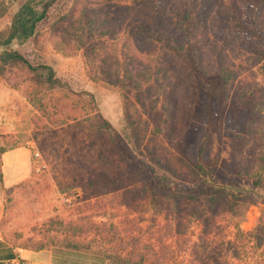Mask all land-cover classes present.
I'll list each match as a JSON object with an SVG mask.
<instances>
[{"label":"trees","instance_id":"obj_1","mask_svg":"<svg viewBox=\"0 0 264 264\" xmlns=\"http://www.w3.org/2000/svg\"><path fill=\"white\" fill-rule=\"evenodd\" d=\"M60 1H25L0 32V77L11 75L13 70L27 73V84L31 86L25 89V95L31 104L37 103L41 112H46L44 115L48 111L34 97L36 87L56 91L68 85L56 76L51 66L33 63L21 47L36 42L40 24ZM78 3L81 6V1ZM86 4L91 6L87 12L93 16L81 23L82 32L75 38L82 41L83 35L86 36L83 58L91 81L117 88L124 103L132 91L147 97L148 93L165 90L167 104L175 103L168 94V88L173 87L167 78L169 70L175 72L181 87L188 89L186 99L181 98L184 101L179 109L181 131L177 132L179 143L175 147L176 163L184 168L187 177L176 176L152 150L141 147L136 121L124 114L125 130L120 135L97 113L95 126L88 131L106 133L109 143L101 141L92 156L98 164L113 168L108 177L87 170L84 177L79 176L81 189L87 198L94 196L91 191L101 186L118 197L128 195L131 202L148 205L162 223L142 230L128 225L124 218L119 227L113 223H93L88 216L67 223L52 219L48 230H58L63 243L58 246L55 239H50V245L90 254L98 264H225L223 253L213 257L218 231L222 228L220 223L227 221L228 230H235L234 237L241 236L239 223L232 220L240 200L250 193L241 186L243 183L238 178L241 173L233 163V153L220 159L212 152V140L220 136L230 139L234 133L245 132L243 128L251 132L254 107L250 109L249 101L264 104V0H86ZM111 6L124 7L128 16L123 21L126 29L119 45L109 29L92 27L102 15L110 13ZM8 10L1 4V17ZM60 18L65 24L63 30L74 29L66 14ZM230 26L243 37L247 60H257L261 88L255 96L246 91L234 96V104L225 111L226 84L237 66L229 63L211 38L213 33H221ZM113 65L117 66L116 70H112ZM7 83L11 85L10 80ZM88 96L92 101L93 97ZM153 108L156 110L157 105ZM169 109L161 107L166 114ZM148 114L154 124L164 125L169 120L168 116L167 119L152 116L155 114L152 110ZM159 133L160 128L154 127L148 140ZM192 150L195 154L190 159ZM156 167H161L171 178L160 174ZM260 172L264 173V166ZM259 178L252 186H261ZM126 212L128 208L125 215ZM195 226L200 229L196 242L192 231ZM143 231L148 234L146 237L140 235ZM217 242L218 247L229 245L223 238ZM45 248L40 244L34 251Z\"/></svg>","mask_w":264,"mask_h":264},{"label":"rangeland","instance_id":"obj_2","mask_svg":"<svg viewBox=\"0 0 264 264\" xmlns=\"http://www.w3.org/2000/svg\"><path fill=\"white\" fill-rule=\"evenodd\" d=\"M25 1L27 0H0V32L7 27L13 13ZM80 1L81 6H78ZM1 4L9 9L3 17ZM90 7L86 0H61L49 10L48 18L40 24L36 44L30 42L21 47L33 63L51 66L56 76L68 85V88L56 91L36 87L34 97L45 105L47 115H44L46 112H41L37 103V106L31 104L25 95V89L31 86L27 84V73L13 70L11 75L0 77V238L15 247L33 251L43 244L53 252L54 264L98 263L90 254L51 246L50 239H55L60 246L63 238L57 233L58 230H48L49 220L67 223L88 216L93 223H113L119 227L124 218L128 225H136L142 230L155 228L154 224L162 223V219L154 216V210L148 205L133 203L128 195L118 197L109 188L101 186L91 191L94 196L87 198V193L81 189L79 176L84 177L87 170L104 173L103 176L108 177L113 168L112 165L98 164L92 156L101 141L109 143V135L106 133L88 131L89 127L95 126L97 113L120 135H124L125 130L124 114L131 121H136L141 147L152 150L154 156L173 170L176 176L187 177L184 168L176 163L175 147L179 143L177 132L181 131L179 109L184 102L181 98L186 99L188 89L181 87L175 72L169 70L167 78L169 83L173 82V87L168 88V94L175 103L167 104L166 90L148 93L147 97L132 91L128 95L129 100L124 103L117 88L91 81L83 58L86 36L83 35L82 41L75 38L82 32L81 23L93 16L87 12ZM63 14L70 19L69 25L74 27L73 30H63L65 24L60 18ZM108 14L102 15L101 20L92 27L109 29L110 35L115 36V44L119 45L126 29L123 21L128 16L122 6H111ZM211 42L219 47L229 63L237 66L235 74L228 78L226 84L227 111L234 104V96L241 92L257 95V89L261 88L257 60H247L248 53L243 51V37L233 26L221 33H213ZM13 47L16 48L15 45ZM113 66L112 70H116L117 66ZM7 80H10L11 85ZM88 94L93 97V102ZM254 102L249 101L250 109L254 107L253 121L250 119L252 125L249 126L252 134L243 128L246 133H234L230 139L220 136L212 140V152L220 159L233 153V163L241 173L238 176L243 183L241 186L250 193L240 200L232 220L233 223H239L242 235L234 237L235 230H228L227 221L220 223L222 228L219 230L222 232L218 231L220 234L216 240L223 238L229 245L224 243L225 246L223 244L218 247L216 241L213 257L217 258L219 253H223L225 264H264V173L260 172L264 166V104ZM154 105H157L156 110ZM167 106L170 109L166 114L161 107ZM150 110L155 112L152 116H161L162 119H167L168 116L169 120L164 125L154 124L148 119ZM154 127H159L160 133L151 135L149 141L147 136ZM229 146L232 147L231 150L228 149ZM178 148L181 150L182 145H178ZM13 150L24 151L29 171L20 183L7 185L3 181L1 166L4 153ZM107 153L111 155L110 152ZM194 154L195 151L192 150L189 158H193ZM15 159V156L11 157L13 166L10 165L12 169L9 170L12 175L17 173L14 171V167H17ZM156 169L166 178H171L160 170L161 167ZM258 177L262 184L256 188L251 183ZM130 202L132 204H127ZM126 207L128 212L125 215ZM192 231L193 241L196 242L200 229L195 226ZM140 235L146 237L148 234L143 231Z\"/></svg>","mask_w":264,"mask_h":264},{"label":"crops","instance_id":"obj_3","mask_svg":"<svg viewBox=\"0 0 264 264\" xmlns=\"http://www.w3.org/2000/svg\"><path fill=\"white\" fill-rule=\"evenodd\" d=\"M12 156H15V160H17V167H14V171L17 173L14 175H12L9 170L12 169L11 166H13L11 163ZM1 170V172H3V181L5 184L15 185L23 181L25 179L26 173L29 171V166L27 165L24 151L13 150L4 153ZM11 175L12 177L8 181V178ZM17 258L24 260L27 264H54L55 261L54 254L51 249L45 248L33 251L29 249L18 248L0 238V264H8L11 260Z\"/></svg>","mask_w":264,"mask_h":264},{"label":"built area","instance_id":"obj_4","mask_svg":"<svg viewBox=\"0 0 264 264\" xmlns=\"http://www.w3.org/2000/svg\"><path fill=\"white\" fill-rule=\"evenodd\" d=\"M35 157H38L37 153H34ZM8 264H27L24 260L17 258V259H13L11 260Z\"/></svg>","mask_w":264,"mask_h":264}]
</instances>
